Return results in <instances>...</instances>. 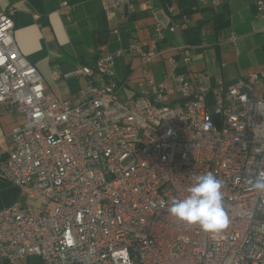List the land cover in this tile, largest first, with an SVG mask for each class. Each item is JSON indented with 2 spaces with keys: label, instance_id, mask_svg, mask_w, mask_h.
<instances>
[{
  "label": "built area",
  "instance_id": "1",
  "mask_svg": "<svg viewBox=\"0 0 264 264\" xmlns=\"http://www.w3.org/2000/svg\"><path fill=\"white\" fill-rule=\"evenodd\" d=\"M127 2L101 0V10L109 18ZM255 10L264 19V0ZM59 13L69 19L71 7ZM163 30L156 24L148 43L128 46L141 63L131 104L118 98L113 55L74 70L86 99L73 104L45 89L17 49L10 12L0 14V108L22 119L0 152V182L19 191L0 210L2 264H264V194L246 182L264 173V98L252 93L264 70L219 81L209 106L207 76L176 72L178 60L190 63L191 45L172 48L167 74L155 80ZM207 172L224 185L231 221L216 236L168 212Z\"/></svg>",
  "mask_w": 264,
  "mask_h": 264
},
{
  "label": "crops",
  "instance_id": "2",
  "mask_svg": "<svg viewBox=\"0 0 264 264\" xmlns=\"http://www.w3.org/2000/svg\"><path fill=\"white\" fill-rule=\"evenodd\" d=\"M193 1L190 17L181 19H173L160 0H128L109 18L101 10V0H0V14L10 12L17 49L36 68L45 89L60 100L85 101V79L72 73L80 66L93 70L100 57L113 55L115 80L121 87L118 98L131 104L137 95L141 63L127 54L128 46L132 40L148 43L158 24L164 30L157 47L165 53L150 65L155 80L167 74V58L176 55L172 48L191 45L190 63L178 60L176 72H203L209 86L205 101L211 106L219 81L231 83L247 72L264 70V19L255 10L261 0ZM62 3L71 7L69 19L59 13ZM171 5L178 11L177 0H171ZM182 21L187 23L184 30L175 34L168 30ZM198 25L197 36L187 31ZM54 70L59 74L56 80L51 75ZM167 83L173 87L171 76ZM252 93L264 98V82ZM14 115L0 108V152L7 147L12 127L22 120L18 115L19 121L15 120ZM5 206L0 204V210Z\"/></svg>",
  "mask_w": 264,
  "mask_h": 264
},
{
  "label": "clouds",
  "instance_id": "3",
  "mask_svg": "<svg viewBox=\"0 0 264 264\" xmlns=\"http://www.w3.org/2000/svg\"><path fill=\"white\" fill-rule=\"evenodd\" d=\"M194 183L182 200H173L168 208L176 220L196 226L213 236L219 235L230 226V217L224 207V185L212 172L193 176ZM252 190L264 194V173L247 178Z\"/></svg>",
  "mask_w": 264,
  "mask_h": 264
},
{
  "label": "trees",
  "instance_id": "4",
  "mask_svg": "<svg viewBox=\"0 0 264 264\" xmlns=\"http://www.w3.org/2000/svg\"><path fill=\"white\" fill-rule=\"evenodd\" d=\"M162 6L164 8H167L171 5V0H160ZM194 7V1L193 0H177V10L174 9V11H177L178 14H176L173 19H181L183 17H190L191 13L193 12ZM199 25L194 28H188L187 31H190L191 35L197 36L199 33Z\"/></svg>",
  "mask_w": 264,
  "mask_h": 264
},
{
  "label": "rangeland",
  "instance_id": "5",
  "mask_svg": "<svg viewBox=\"0 0 264 264\" xmlns=\"http://www.w3.org/2000/svg\"><path fill=\"white\" fill-rule=\"evenodd\" d=\"M7 112H10V111H7ZM14 118H15V120H18V121L20 119L18 116L16 117V115H14ZM17 190H15L14 187H12L6 183L1 182V185H0V204L6 205L4 208L11 206L15 202V200L18 199L17 198L18 197ZM22 264H32V259H29L25 262H22Z\"/></svg>",
  "mask_w": 264,
  "mask_h": 264
}]
</instances>
